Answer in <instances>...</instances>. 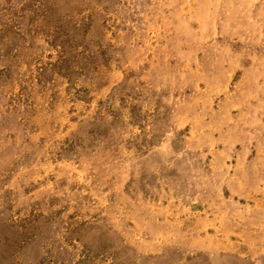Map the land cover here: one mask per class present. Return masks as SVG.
Segmentation results:
<instances>
[{
  "label": "rangeland",
  "instance_id": "obj_1",
  "mask_svg": "<svg viewBox=\"0 0 264 264\" xmlns=\"http://www.w3.org/2000/svg\"><path fill=\"white\" fill-rule=\"evenodd\" d=\"M0 264H264V0H0Z\"/></svg>",
  "mask_w": 264,
  "mask_h": 264
}]
</instances>
